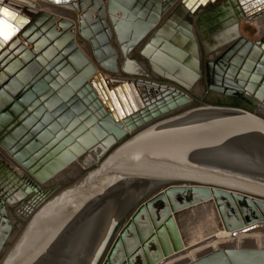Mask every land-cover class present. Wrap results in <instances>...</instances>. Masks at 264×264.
<instances>
[{
	"label": "water",
	"instance_id": "water-1",
	"mask_svg": "<svg viewBox=\"0 0 264 264\" xmlns=\"http://www.w3.org/2000/svg\"><path fill=\"white\" fill-rule=\"evenodd\" d=\"M40 1L80 16L73 37L33 15L32 47L0 52V154L24 175L0 189V264H264V39L190 78L140 51L177 0L130 48L110 4ZM0 2L1 51L30 18Z\"/></svg>",
	"mask_w": 264,
	"mask_h": 264
},
{
	"label": "bare ground",
	"instance_id": "bare-ground-1",
	"mask_svg": "<svg viewBox=\"0 0 264 264\" xmlns=\"http://www.w3.org/2000/svg\"><path fill=\"white\" fill-rule=\"evenodd\" d=\"M3 1L20 4L22 6L19 12L20 15L26 13L29 15L30 19L29 23L26 24L17 35L5 45L3 44L0 52L4 51L8 43L12 41L17 42L18 46L30 49L32 47L31 43L25 41V38L22 37V33L32 24L33 15L40 16L41 12L48 13L51 17H57V19H67L75 24L74 28H69V31L74 37V33L77 30V18L80 16V13H75L61 4L56 5L40 0ZM172 1L173 0H135L134 3L128 4L124 0H102V4L107 9L108 4H110V12L114 16L119 17L118 29L120 37L122 38L125 48H130L129 42L133 41L136 35L146 30L141 38L142 40L157 23L160 15V5L172 3ZM184 1L177 0V4L166 13L164 19L155 27L140 49V51L147 56L153 49L158 50L155 54L156 59L153 60L174 73L193 78V60L198 58L200 64L201 47L199 38L207 51L219 48L218 55L224 50H230L231 53H233L231 57H238L240 55L239 51L244 49L246 45H251V47L253 45L258 46L257 42H261L264 39V0L258 2H254V0H214L213 2L207 0L204 4L199 5L193 12L185 8ZM2 5L5 4L0 2V6ZM134 6L143 7L145 11L144 15L138 14L137 10L134 11ZM213 15H216L215 19ZM92 17L95 18L94 13H92ZM57 23V21L54 22L56 31L59 30ZM150 23L152 26L148 28L146 24ZM243 24H251L257 30V36L259 38L256 40H249L242 37L243 32L241 28H243ZM16 25L15 27L18 28L19 23ZM228 39L230 40L228 41ZM195 45L197 53L194 47ZM58 51L60 50H57V52ZM261 52L263 53L264 50H261ZM90 155L92 154H87L83 159H78L76 162L81 166H89L91 163H95V160H93L94 156L92 155L93 157L91 158ZM3 170L5 176L0 174V189L3 190L4 188L9 192L7 194L4 192V195L6 197L5 200H8L11 204L21 199L22 195L19 191L16 192L17 189H14L11 185V180L18 181L19 178L24 175L20 174L0 154V172Z\"/></svg>",
	"mask_w": 264,
	"mask_h": 264
},
{
	"label": "rangeland",
	"instance_id": "rangeland-1",
	"mask_svg": "<svg viewBox=\"0 0 264 264\" xmlns=\"http://www.w3.org/2000/svg\"><path fill=\"white\" fill-rule=\"evenodd\" d=\"M133 10H137V13L140 14V15H144L145 11L143 9V7H137V6H134ZM209 16V15H208ZM216 15H213V18L215 19ZM243 28H241L242 32H243V36L244 38L246 39H249V40H256L258 39L259 37L257 36V30L251 25V24H243L242 25ZM198 35V34H197ZM245 35V36H244ZM199 37V36H198ZM230 39H228L229 41ZM234 41V40H233ZM231 41V42H233ZM199 43H200V52H201V57L203 58V63H207L211 60H214L215 58H217V56L220 54L217 55L218 51H219V48L218 49H214L212 51H207L202 43V41L200 40L199 38ZM225 51V50H224ZM223 51V52H224ZM214 54V55H213ZM214 56V57H213ZM90 157L92 158L93 156L90 155ZM94 158V157H93ZM94 160V159H93ZM92 164V163H91ZM74 166H81L78 162L75 163Z\"/></svg>",
	"mask_w": 264,
	"mask_h": 264
},
{
	"label": "snow or ice",
	"instance_id": "snow-or-ice-1",
	"mask_svg": "<svg viewBox=\"0 0 264 264\" xmlns=\"http://www.w3.org/2000/svg\"><path fill=\"white\" fill-rule=\"evenodd\" d=\"M15 20V15L7 8H0V37L7 40L16 31L9 19Z\"/></svg>",
	"mask_w": 264,
	"mask_h": 264
},
{
	"label": "flooded vegetation",
	"instance_id": "flooded-vegetation-1",
	"mask_svg": "<svg viewBox=\"0 0 264 264\" xmlns=\"http://www.w3.org/2000/svg\"><path fill=\"white\" fill-rule=\"evenodd\" d=\"M227 53V50H225L224 52L222 51L218 56H217V58H215L214 60H211L210 59V61L208 62V63H210V69H208L207 70V64L206 63H204V68H205V71L206 72H212L213 71V69L215 68V66H216V64H217V60H220L221 62L224 60L223 58H224V56H225V54ZM215 61V62H214ZM237 99V98H236ZM239 102H241L242 104H244L242 101H240L239 99H237Z\"/></svg>",
	"mask_w": 264,
	"mask_h": 264
},
{
	"label": "crops",
	"instance_id": "crops-1",
	"mask_svg": "<svg viewBox=\"0 0 264 264\" xmlns=\"http://www.w3.org/2000/svg\"><path fill=\"white\" fill-rule=\"evenodd\" d=\"M157 51L158 50L153 49V51L148 55V57H150L151 59H156L155 58V54H156Z\"/></svg>",
	"mask_w": 264,
	"mask_h": 264
}]
</instances>
